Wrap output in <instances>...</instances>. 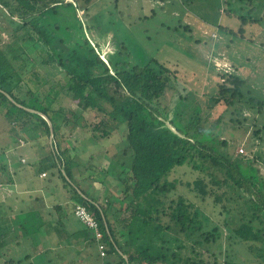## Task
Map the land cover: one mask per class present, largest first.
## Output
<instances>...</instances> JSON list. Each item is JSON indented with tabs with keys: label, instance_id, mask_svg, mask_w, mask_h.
<instances>
[{
	"label": "trees",
	"instance_id": "1",
	"mask_svg": "<svg viewBox=\"0 0 264 264\" xmlns=\"http://www.w3.org/2000/svg\"><path fill=\"white\" fill-rule=\"evenodd\" d=\"M90 1L0 0V12L11 26L9 38L0 41V110L19 125V132L11 133L28 143L25 152L35 155L27 165L49 173V189L60 186L69 193L66 214L62 204H56L61 216L77 218L74 207L81 204L96 219L105 245V255L97 248L101 264H240L219 257L223 230L231 229L263 258L264 177L257 164H264V127L253 130L258 149L252 155L233 154L228 140L216 133L217 126L200 127L199 116L197 124L194 117L185 120L186 86L169 82L152 62H131L121 51L126 49L123 43L103 59L98 43L86 34L90 25L77 19L79 31L84 29L87 37L72 47L58 45L73 23L70 28L55 24V32L44 22L62 7L75 14L78 8L87 9ZM195 1L183 3L188 7ZM257 1L251 0L247 16L237 17V31L221 24L219 28L243 37L244 27L257 21L253 12L264 0ZM226 14L236 16L233 10ZM225 76L213 99L234 107L244 98L245 80L233 73ZM60 98L75 101L74 114L55 107ZM247 103L264 108V99L256 96H249ZM90 110L102 113L91 126L84 116ZM42 114L51 121V137ZM76 125L89 127L93 141L101 145L118 142L113 170L106 172L100 161L97 168L94 152L87 157L83 150L79 153L65 135L66 126ZM107 154L101 159L107 160ZM90 169L113 176L115 187L110 189L104 177H81ZM207 198L213 207L219 203L226 216H218L219 208L209 213ZM236 212L242 221L231 228L227 219L235 220ZM78 221L83 228L77 227L73 240L81 237L97 247L93 231ZM29 258L27 253L16 261L8 258L6 264H31L24 262Z\"/></svg>",
	"mask_w": 264,
	"mask_h": 264
},
{
	"label": "rangeland",
	"instance_id": "2",
	"mask_svg": "<svg viewBox=\"0 0 264 264\" xmlns=\"http://www.w3.org/2000/svg\"><path fill=\"white\" fill-rule=\"evenodd\" d=\"M184 1L91 0L86 5L87 9L77 7L75 14H71V9L60 8L53 18L44 24L47 23L52 30L58 32L55 24L67 25L70 28L73 23L74 26L68 31L69 36H62L57 40V44L72 47L83 35L84 38L88 36L93 44L98 43L96 46L105 60L115 49H121L117 43H123L126 49L121 51L131 62H152L160 67L169 82L179 87L186 86L187 105L183 107L185 120L191 116L197 124L196 117L199 116L200 127L217 126L216 133L220 132L221 139L228 140L229 150L232 148L233 154L243 148L240 154L252 155L253 149H258L253 145L257 140L253 136V130L264 127V108L259 110L257 105L247 103L249 96L264 99V19L259 20V15L264 12V1H259V9L253 12L257 21L244 27L243 37L229 31H237L240 24L237 17L248 15L251 0H196L188 7ZM252 1L258 4L257 0ZM231 10L236 12V16L226 14V11ZM77 19L82 20L87 27L90 25L91 28L86 29L87 36L84 29L79 31ZM220 24L231 29L221 30ZM10 27L0 12V41L4 42L9 38ZM14 62L16 66L17 62ZM231 73L245 80L244 98L234 107L220 106V103L213 99L217 84L227 78L225 75ZM24 75L27 76L28 72H24ZM60 106L67 109L68 115H72L76 103L69 98H60L55 107ZM171 113L169 112V118ZM84 116L91 126L101 119L102 113L90 110L85 111ZM10 118L0 110V241L4 240L5 247L9 250L6 258L16 261L22 258L23 254L30 253L34 264H101V259H96L98 253L94 242L87 244L81 237L73 240L72 235L68 239L73 246L65 244L66 238H62L58 246L54 241H50V238L47 240L46 234L52 235L58 228L68 237L69 225L77 231L80 222L72 215L61 216L60 209L55 207L57 203H61L65 208L64 214L67 213L70 204L66 202L69 195L67 190L59 186L57 190L50 187L49 193V188H45L46 192L42 191L43 183L49 179V173L40 178L37 167L24 164L28 160L31 161L35 155L29 149L24 152L28 143L22 138L18 141L17 135L11 133L19 132V125L14 124ZM88 128L79 125L66 126L65 135L77 145L79 153L83 150L82 154L86 157L91 152L96 154L94 158L98 160L97 168L101 167L100 161L104 164L106 172L113 170L118 142L109 141L101 145L98 140L93 141V133ZM262 148L264 150V144ZM105 152L109 156L107 160L101 159ZM20 155L25 156L24 163L23 160L20 161ZM257 167L260 175L264 177V164L258 163ZM219 175L221 176V173ZM93 176L104 177L108 184H111L110 189L115 187V178L98 170H87L81 177ZM35 187L42 190H33ZM218 194H221V189ZM205 203L209 213L218 208L221 213L222 207L219 203L213 207L210 198H207ZM223 204L226 205L225 201ZM16 207L22 210L19 216L13 214ZM236 213L238 216L235 220L227 219L231 228L237 227L242 221L239 212ZM226 214L221 213L218 216L224 217ZM17 220L21 221V230L17 227V223L20 224ZM82 244L86 246L82 248ZM247 245L248 243L241 240L240 235L233 229L223 230L219 257L229 258L240 264H264V257L260 258L261 256L251 252Z\"/></svg>",
	"mask_w": 264,
	"mask_h": 264
},
{
	"label": "crops",
	"instance_id": "3",
	"mask_svg": "<svg viewBox=\"0 0 264 264\" xmlns=\"http://www.w3.org/2000/svg\"><path fill=\"white\" fill-rule=\"evenodd\" d=\"M25 152V151H24ZM22 154V153H21ZM19 159H20V161L22 162V159H23V163L25 162V156H23V155H20L19 156ZM24 164H27V163H24ZM30 166V165H29ZM42 173H45V175H46V172H44V171H40L39 173H38V175H39V177L40 178H44L43 176H45V175H41ZM24 174V173H23ZM25 176V175H24ZM50 181L48 180V181H46V182H44L43 183V188H44V190H42V189H40L39 187H35L33 190H42V191H45L46 192V190H45V188H48L49 186H48V183H49ZM51 184H53V183H51ZM0 186H2V183L0 182ZM25 189L27 190V187H25ZM9 190V189H8ZM51 189H48L47 190V192L49 193V191H50ZM48 205V204H47ZM54 206V205H53ZM47 207H49V206H47ZM56 207V206H55ZM16 209V211L13 213L15 216H19V215H21L20 214V212L22 211V210H20L19 208H15ZM20 224H21V221H19V220H17ZM20 224H18L17 223V227H18V229L19 230H21L22 228H21V225ZM68 224V223H67ZM20 225V226H19ZM80 227V228H79ZM79 229H82L83 227H82V225H81V223H79ZM74 227L73 226H71V225H69V228H68V230H69V232H68V237H66V235L64 236V234H62L61 233V229L60 228H58L56 231H54V232H52V235H50V233L49 234H46V236H48V237H46L47 238V240L49 239L50 241H54V243H55V245L56 246H58V245H60V243H61V239L62 238H70V235H72V236H74V234H75V232L76 231H74V229H73ZM43 233V232H42ZM64 236V237H63ZM2 237V236H1ZM65 241H66V239H65ZM5 242H4V240H2V241H0V250H1V252H0V264H6V260L8 259V258H6L7 256L6 255H8V253H9V250H8V248L7 247H5V244H4ZM84 243V242H83ZM68 246H73L72 244H71V241L69 240V243L67 242L66 243ZM79 244V243H78ZM78 244H76V245H78ZM83 246H85V244H82L81 245V247L83 248ZM85 248V247H84ZM25 254H27V253H25ZM25 254H23V256H22V258L24 257V255ZM19 259H21V257L19 258ZM45 259L47 260V261H49L48 260V258L47 257H45ZM24 262H29V263H31V264H34V259H33V257L31 256V258H29V260H25Z\"/></svg>",
	"mask_w": 264,
	"mask_h": 264
},
{
	"label": "built area",
	"instance_id": "4",
	"mask_svg": "<svg viewBox=\"0 0 264 264\" xmlns=\"http://www.w3.org/2000/svg\"><path fill=\"white\" fill-rule=\"evenodd\" d=\"M238 151L243 152V148H240ZM41 175L43 176L45 173H42ZM74 214L83 224L86 225V227L93 231L99 253L100 255H105V245L101 242L103 232L100 231L96 219L81 204L75 205Z\"/></svg>",
	"mask_w": 264,
	"mask_h": 264
},
{
	"label": "water",
	"instance_id": "5",
	"mask_svg": "<svg viewBox=\"0 0 264 264\" xmlns=\"http://www.w3.org/2000/svg\"><path fill=\"white\" fill-rule=\"evenodd\" d=\"M27 109H30V110H32L31 108H27ZM42 116L43 117H45L46 119H47V121H48V124H49V126H50V131H51V135H50V137L52 136V124H51V121L48 119V117H46L44 114H42Z\"/></svg>",
	"mask_w": 264,
	"mask_h": 264
}]
</instances>
